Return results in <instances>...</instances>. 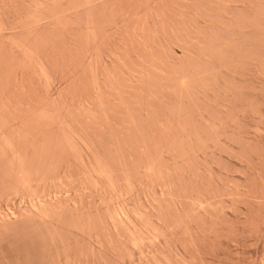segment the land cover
<instances>
[{
    "label": "rangeland",
    "instance_id": "1",
    "mask_svg": "<svg viewBox=\"0 0 264 264\" xmlns=\"http://www.w3.org/2000/svg\"><path fill=\"white\" fill-rule=\"evenodd\" d=\"M0 264H264V0H0Z\"/></svg>",
    "mask_w": 264,
    "mask_h": 264
}]
</instances>
